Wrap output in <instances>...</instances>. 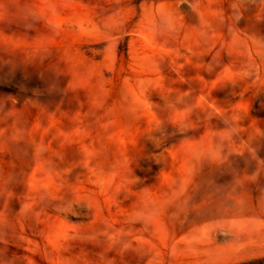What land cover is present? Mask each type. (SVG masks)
Returning a JSON list of instances; mask_svg holds the SVG:
<instances>
[{
    "label": "rangeland",
    "instance_id": "374dc122",
    "mask_svg": "<svg viewBox=\"0 0 264 264\" xmlns=\"http://www.w3.org/2000/svg\"><path fill=\"white\" fill-rule=\"evenodd\" d=\"M0 264H264V0H0Z\"/></svg>",
    "mask_w": 264,
    "mask_h": 264
}]
</instances>
